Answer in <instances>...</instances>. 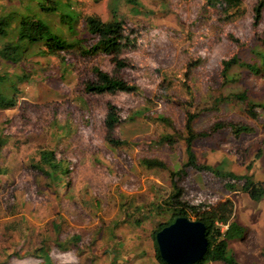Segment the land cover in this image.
Wrapping results in <instances>:
<instances>
[{"label":"rangeland","instance_id":"rangeland-1","mask_svg":"<svg viewBox=\"0 0 264 264\" xmlns=\"http://www.w3.org/2000/svg\"><path fill=\"white\" fill-rule=\"evenodd\" d=\"M137 2L138 8L117 2L125 24L119 49L90 56L81 54L90 40L84 17L109 22L115 0L70 2V11L62 12L74 16L72 33L59 13L41 14L35 3L0 0V15L30 6L72 46L59 58L32 48L17 65L0 61V74L23 77L14 107L0 110V206L19 215L21 251L44 250L58 264L72 256L81 264H109L111 255L114 264L157 262L151 233L171 220L173 210L182 209L163 205L159 211L157 206L169 201L171 175L187 161L188 115L194 117L192 150L198 165L248 176L264 187V66L258 74L243 67L259 66L264 0ZM259 2L263 8L255 26ZM225 7L237 8L235 14L224 16ZM233 57L237 64L222 77L221 62ZM93 68L139 91L85 93L87 83L98 82ZM243 93L246 101L238 97ZM110 105L120 119L112 129L105 124ZM217 123L250 132L239 138L229 128L213 132ZM109 139L124 144L114 147ZM46 151L69 163L65 183L64 177L39 172L37 162ZM186 172L177 182L185 209L231 200L233 221L245 233L229 248L239 264H264V199L249 200L241 183L229 192L226 180L209 171L190 167Z\"/></svg>","mask_w":264,"mask_h":264},{"label":"trees","instance_id":"trees-1","mask_svg":"<svg viewBox=\"0 0 264 264\" xmlns=\"http://www.w3.org/2000/svg\"><path fill=\"white\" fill-rule=\"evenodd\" d=\"M28 3H35L37 10L41 14H55L59 13L62 17V22L67 26L68 31L72 33L73 18L74 16L69 13H63L62 11H70L69 4L74 0H22ZM124 1L132 7L138 8L137 0H115L112 6L111 14L112 19L109 22H101L99 19L93 16L84 17V27L87 35L90 36V40H87V48H84L82 55L94 56L97 54L109 55L116 52L119 49V41L122 33V27L125 26L123 19L119 17L117 9L118 3ZM118 2V3H117ZM230 5V2L227 4ZM263 8L262 2L255 7V23L256 26ZM224 8V16L230 17L235 13L233 10ZM231 10V11H230ZM129 40H125L124 43H129ZM263 47V53L259 58V66L243 65L249 72L258 74L260 66H264V37L261 41ZM32 48H35L38 54L42 56L53 55L59 58L61 53H66L72 49V46L68 44L63 38L56 35L53 30L45 22L37 18L33 9L29 6L24 12L18 13L16 11H10L6 14L0 15V61L8 65H17L30 55ZM238 60L233 57L229 60H223L221 62L222 77H225L227 71L234 65ZM92 73L97 76L98 82L87 83L84 86V92L88 94H104L109 92H138L139 89L135 85L125 84L124 81L111 78L107 74L101 72L97 68L92 69ZM12 75L0 74V110H7L15 105V95L17 94V85L22 81V76H18L12 80ZM240 100L246 101L245 94L238 96ZM253 105L251 108H255ZM250 108L249 112H252ZM115 108L111 105L108 107V114L105 120V124L108 129H112L113 125L119 123ZM252 114V113H251ZM131 118H128L130 120ZM161 122H166L163 118H158ZM194 117L188 115L186 122L187 137L184 139L186 142V163L182 164L181 168L171 175V193L169 201L164 204L161 203L157 208L160 210L161 207L168 205L170 208H178V211L171 215V220L165 224H160L151 233V238L154 244L155 259L159 264H165L160 256L155 242V235L164 227L170 225L177 218H186L188 215L194 217L193 221H198L205 226V236L207 239V251L203 259L195 264L205 263H220V264H239L233 252L229 248V243L235 240L243 238L245 229L239 226L233 221L234 217V204L231 200H224L216 206H209L207 208L198 209L199 206L187 207L180 202L181 190L178 188L177 182H181L187 176L186 169L192 167L195 170H205L213 173L219 179L226 180L225 188L229 192H235L236 183H241L240 191L245 194L249 200L255 203H260L264 199V187L262 183L255 182L248 176H236L232 173L221 174L212 168L204 165H198L196 163L195 154L192 150V144L196 135L192 133V124ZM167 123V122H166ZM229 128L234 134L235 138H239L242 133H249L250 130L245 127H238L229 124L217 123L213 127V132ZM108 142L115 146L122 145L116 140L109 139ZM69 163L65 161H57L54 158V153L51 151L43 152L40 155V159L37 162V168L39 172L47 176L57 175L62 178V182H66V174L69 171ZM150 167L148 161L145 163ZM46 169V170H45ZM156 210V209H155ZM153 212H156V211ZM168 210V209H167ZM185 210H188L186 214ZM190 220V219H188ZM261 254L264 256V247L261 249Z\"/></svg>","mask_w":264,"mask_h":264},{"label":"water","instance_id":"water-1","mask_svg":"<svg viewBox=\"0 0 264 264\" xmlns=\"http://www.w3.org/2000/svg\"><path fill=\"white\" fill-rule=\"evenodd\" d=\"M155 242L165 264H195L203 259L208 245L205 226L183 217L157 232Z\"/></svg>","mask_w":264,"mask_h":264},{"label":"crops","instance_id":"crops-1","mask_svg":"<svg viewBox=\"0 0 264 264\" xmlns=\"http://www.w3.org/2000/svg\"><path fill=\"white\" fill-rule=\"evenodd\" d=\"M6 205L0 206V264H58L53 259L52 255L46 253V251L41 250L39 252L32 251L31 249H24L21 251V246L23 240L22 223L19 221V215L14 213V216L10 212L6 213ZM21 206V205H19ZM17 207L14 211H16ZM19 212V210H18ZM21 212V211H20ZM38 251V250H36ZM138 252H143L142 248H139ZM66 254V253H65ZM38 255H41L40 258ZM45 257L46 259H41ZM127 255L130 257L127 253ZM112 260L109 264H114V256L111 255ZM74 256L67 257L64 264H81L80 261ZM125 264H133L132 261H124ZM93 264H101V262H95ZM136 264H144L141 259ZM148 264H159L153 259Z\"/></svg>","mask_w":264,"mask_h":264}]
</instances>
